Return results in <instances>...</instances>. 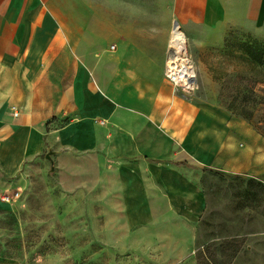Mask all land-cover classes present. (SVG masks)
I'll use <instances>...</instances> for the list:
<instances>
[{"label": "crops", "instance_id": "0c3cea01", "mask_svg": "<svg viewBox=\"0 0 264 264\" xmlns=\"http://www.w3.org/2000/svg\"><path fill=\"white\" fill-rule=\"evenodd\" d=\"M135 4L0 0V198L49 149L65 189L105 191L128 264H174L195 251L206 204L195 171L237 125L179 95L157 51L176 23L262 32L264 0H171L163 14Z\"/></svg>", "mask_w": 264, "mask_h": 264}, {"label": "rangeland", "instance_id": "374dc122", "mask_svg": "<svg viewBox=\"0 0 264 264\" xmlns=\"http://www.w3.org/2000/svg\"><path fill=\"white\" fill-rule=\"evenodd\" d=\"M135 3L157 14L171 6V0ZM206 31H184L195 69L193 88L184 90L166 78L179 95L208 106L209 118L229 119L238 127L218 140V155L210 165L195 171L206 204L195 251L174 264H264V188L250 181L264 185V137L218 102L229 75L246 79L237 88L252 79L256 91L264 90V68L251 63L241 47L248 43L264 51V31L234 26ZM171 51L157 52L166 62ZM53 155L48 149L29 160L21 172V187L0 198V264H128L110 241L105 191L65 189Z\"/></svg>", "mask_w": 264, "mask_h": 264}, {"label": "trees", "instance_id": "16d2710c", "mask_svg": "<svg viewBox=\"0 0 264 264\" xmlns=\"http://www.w3.org/2000/svg\"><path fill=\"white\" fill-rule=\"evenodd\" d=\"M241 47L249 55L251 63L264 68V51L253 48L248 43H242ZM246 80L243 76L233 79L227 76L223 83L222 91L219 93L218 102L232 114L245 119L252 125L258 134L264 137V90L256 91V80L247 79L250 82L243 88H237L238 82ZM255 182L258 186L263 184Z\"/></svg>", "mask_w": 264, "mask_h": 264}, {"label": "bare ground", "instance_id": "6f19581e", "mask_svg": "<svg viewBox=\"0 0 264 264\" xmlns=\"http://www.w3.org/2000/svg\"><path fill=\"white\" fill-rule=\"evenodd\" d=\"M170 49L165 66L168 75L178 84L193 88L194 66L191 64L188 50V35L183 31L181 25L173 28L171 33Z\"/></svg>", "mask_w": 264, "mask_h": 264}, {"label": "built area", "instance_id": "2783aa9c", "mask_svg": "<svg viewBox=\"0 0 264 264\" xmlns=\"http://www.w3.org/2000/svg\"><path fill=\"white\" fill-rule=\"evenodd\" d=\"M178 27V26H177ZM176 27V28H177ZM169 50H171V49H169ZM164 76L165 77H167V78H169L171 81H174L173 79H172V77L170 76V75H168V72H167V68H166V66H165V72H164ZM193 80V79H192ZM174 83H175V85H178L180 88L182 87L184 90H189V89H191L190 87H187V86H185V85H183V84H178L177 83V81H174ZM7 197H3V199L5 200Z\"/></svg>", "mask_w": 264, "mask_h": 264}, {"label": "water", "instance_id": "95a60500", "mask_svg": "<svg viewBox=\"0 0 264 264\" xmlns=\"http://www.w3.org/2000/svg\"><path fill=\"white\" fill-rule=\"evenodd\" d=\"M177 26H178V24L176 23V24H175V28H176Z\"/></svg>", "mask_w": 264, "mask_h": 264}]
</instances>
